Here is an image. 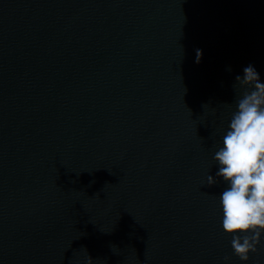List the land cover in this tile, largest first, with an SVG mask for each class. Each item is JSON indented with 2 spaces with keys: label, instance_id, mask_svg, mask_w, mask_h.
Here are the masks:
<instances>
[{
  "label": "water",
  "instance_id": "obj_1",
  "mask_svg": "<svg viewBox=\"0 0 264 264\" xmlns=\"http://www.w3.org/2000/svg\"><path fill=\"white\" fill-rule=\"evenodd\" d=\"M248 65L264 82V0H110L0 158V264H264L213 159Z\"/></svg>",
  "mask_w": 264,
  "mask_h": 264
},
{
  "label": "clouds",
  "instance_id": "obj_2",
  "mask_svg": "<svg viewBox=\"0 0 264 264\" xmlns=\"http://www.w3.org/2000/svg\"><path fill=\"white\" fill-rule=\"evenodd\" d=\"M201 57L202 51L197 50V63ZM235 81L234 88L238 85L241 90L236 110L223 136V146L213 159L219 165L216 177L229 185L220 195L222 228L233 237L234 254L246 262L250 252H257L264 235V82L252 65ZM216 183V178L208 175L207 184ZM224 260L227 264L230 257Z\"/></svg>",
  "mask_w": 264,
  "mask_h": 264
}]
</instances>
